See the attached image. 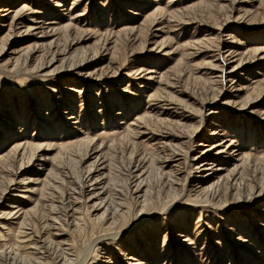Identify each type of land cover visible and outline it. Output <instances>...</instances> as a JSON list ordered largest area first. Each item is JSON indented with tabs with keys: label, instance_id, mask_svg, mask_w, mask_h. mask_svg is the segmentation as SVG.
<instances>
[{
	"label": "rangeland",
	"instance_id": "rangeland-1",
	"mask_svg": "<svg viewBox=\"0 0 264 264\" xmlns=\"http://www.w3.org/2000/svg\"><path fill=\"white\" fill-rule=\"evenodd\" d=\"M44 210L137 226L96 264H264V0H0V264Z\"/></svg>",
	"mask_w": 264,
	"mask_h": 264
},
{
	"label": "bare ground",
	"instance_id": "bare-ground-1",
	"mask_svg": "<svg viewBox=\"0 0 264 264\" xmlns=\"http://www.w3.org/2000/svg\"><path fill=\"white\" fill-rule=\"evenodd\" d=\"M54 60L55 57L52 58L49 62H47L45 65L53 63ZM41 67H43V64L39 66V68ZM77 71H81V69L78 68ZM179 93L182 92L180 91ZM204 105V102L199 104V106ZM138 129L139 128H135L134 130H132L131 134L133 136L136 135ZM163 136L168 137V139H175V137L179 138L181 135L166 133V135ZM213 150L216 151L217 154H221L224 150L226 152H229L227 147L223 146L222 144L215 147ZM86 155L87 153L83 155V157H86ZM158 158H162V156L158 155ZM82 160L80 158L78 162L81 163ZM207 162H209V160L204 159L202 161H199V163H193L192 165H195L194 168L201 170L207 166ZM93 166L94 165H91L87 168L85 172L87 175L86 180L84 182L82 180L80 181L82 185H88L90 187L94 186L95 180L93 178V175L91 174L97 172L95 171L97 169ZM128 175V183H130L129 189L131 190L132 188L133 193H139L141 191L142 181L139 180L138 182H136L135 180L137 178H140L141 176L138 177L139 175L133 174L132 172L128 173ZM73 183L74 181L72 182V184ZM92 195L93 194L90 193L88 198H90ZM46 200L47 199L41 202L43 203L44 207ZM60 200H67L65 198V193H62V197L60 198ZM63 208V205L56 206L57 210H62ZM74 208L75 202L73 205H71V209L75 210ZM9 213L10 212H8V214ZM106 216L107 215L104 213V216L100 219L102 224H105L110 220ZM77 217L79 218L78 221L76 220ZM17 219L19 223L18 226H20V229L17 227L14 229V231H10V233L7 234L9 235V239L10 237H12V239H10V241H12L11 243H9L11 246H9V248L4 250L1 254L4 255L2 256L3 258L6 257V254L9 255L7 257L9 258L10 264H96L100 254L103 251H108L107 245L109 243H111L116 237H118L119 239H123L125 234L124 232H127L129 229H134L137 227L134 226L132 228H128L121 233H117V235H111L109 233H106L105 231L107 229L102 228L99 229L100 231L97 236L88 235L87 233H85L84 236L81 237L82 239H80L78 242L67 243L64 242L61 237L56 236L57 234L55 233L63 232L62 228L67 230L68 225H71L76 229H83L85 232L86 225L87 223H91V220H87V223L85 224V221L82 219V216L76 214V212L72 211L61 214H51V211L46 210H44L40 214L26 212L21 215H17ZM69 219H71L70 224ZM100 221L94 220L93 223ZM24 227L27 229H24ZM0 248L4 249L5 247L2 246ZM7 250H9L8 253H6ZM118 250L120 251V249ZM12 254L13 257L10 256Z\"/></svg>",
	"mask_w": 264,
	"mask_h": 264
}]
</instances>
